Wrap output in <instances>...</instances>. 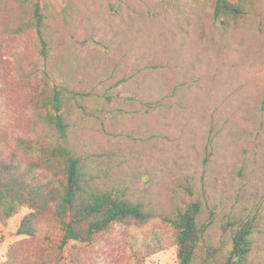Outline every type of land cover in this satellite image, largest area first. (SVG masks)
Listing matches in <instances>:
<instances>
[{
	"label": "trees",
	"instance_id": "1",
	"mask_svg": "<svg viewBox=\"0 0 264 264\" xmlns=\"http://www.w3.org/2000/svg\"><path fill=\"white\" fill-rule=\"evenodd\" d=\"M142 1L62 0L58 8L43 0H0V77L8 72L16 79L34 113L31 137L11 134L0 124V224L28 208L16 234L37 240L32 250L13 246L0 264H99L92 251L119 243L130 264H145L170 246L176 247L180 264H263L258 260L264 244L261 219L248 208L234 204L226 211L225 202H211L193 175L166 187L149 167L141 171L119 159V152L111 172L110 163L108 169L101 165L97 151L103 146L92 139L93 152L73 146L74 138L88 134L90 107L104 113L107 100L114 98L100 93L102 85L117 77L106 88L117 85V122L137 117L138 100L144 101L139 90L162 67L128 64V33ZM258 3L210 0L211 14L228 33ZM24 37L29 50L9 47V38ZM88 47L96 51L83 54ZM116 55L117 72L110 67ZM130 89L133 95L124 94ZM176 89L179 97L187 88ZM104 96L107 104L101 102ZM157 108L174 115L184 106L160 100ZM212 154L207 150L206 163ZM56 229L62 236L54 241L50 234Z\"/></svg>",
	"mask_w": 264,
	"mask_h": 264
},
{
	"label": "rangeland",
	"instance_id": "2",
	"mask_svg": "<svg viewBox=\"0 0 264 264\" xmlns=\"http://www.w3.org/2000/svg\"><path fill=\"white\" fill-rule=\"evenodd\" d=\"M43 1L58 8L62 5V0ZM177 1H142L135 25L129 30L128 64L162 65L150 77V84L142 87L147 89L139 90L144 101L138 100L137 117L114 119L117 85L110 91L106 88L115 84L117 77L111 79L101 84L106 87L100 93L114 98L107 104L106 96L101 97L108 107L104 113L90 107L88 134L74 138L73 146L80 153L85 149L93 152L89 149L92 139L103 146L97 152L105 169L110 163V171H116L119 152V159H128L141 171L149 167L166 187L175 179L193 175L205 186L211 202L224 201L226 211L234 204L248 208L251 215L261 219L259 230L264 236V0H259L256 11L228 33L215 23L210 0ZM120 26L125 27L123 22ZM8 45L29 50L27 37L9 38ZM95 51L88 47L83 54ZM114 58L110 67L117 72V55ZM183 84L187 89L177 97L176 88ZM1 89L0 124L11 134L33 136L34 113L23 102L24 90L8 72L0 77ZM124 94L133 95L132 89ZM160 100L176 107L181 103L184 108L174 115H166L165 110L160 114ZM207 150L213 154L206 163ZM29 211L23 208L7 224H0V263L13 246L35 249L37 240L16 234ZM50 235L54 241L62 236L58 229ZM74 244L71 242L68 249ZM261 247L258 260L264 264V244ZM91 256L101 260L99 264L131 262L121 243L94 249ZM145 264H180L176 247L149 257Z\"/></svg>",
	"mask_w": 264,
	"mask_h": 264
}]
</instances>
